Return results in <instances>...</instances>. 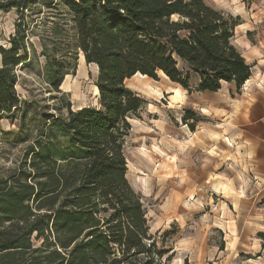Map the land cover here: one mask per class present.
<instances>
[{"label": "trees", "instance_id": "1", "mask_svg": "<svg viewBox=\"0 0 264 264\" xmlns=\"http://www.w3.org/2000/svg\"><path fill=\"white\" fill-rule=\"evenodd\" d=\"M70 15L74 45L98 67L97 104L43 111L38 136L0 175V264H167L173 253L151 234L141 196L128 178L125 142L145 99L127 85L159 73L190 90H238L252 66L234 44L239 17L204 0H58ZM38 0H0L25 16ZM54 0L51 2L53 3ZM24 18V17H23ZM43 50L59 89L78 59L58 43ZM60 52V53H59ZM29 60L28 27L0 41V116L23 108L16 69ZM73 62V67L71 64ZM195 119L186 111L183 120ZM38 242V243H37Z\"/></svg>", "mask_w": 264, "mask_h": 264}, {"label": "rangeland", "instance_id": "2", "mask_svg": "<svg viewBox=\"0 0 264 264\" xmlns=\"http://www.w3.org/2000/svg\"><path fill=\"white\" fill-rule=\"evenodd\" d=\"M52 1L38 0L25 16L16 8L0 11L2 44L9 45L17 24L28 27L29 60L16 69V89L23 107L30 104L24 129H20L23 108L14 116H0V175L18 164L26 146L38 136L41 123L35 120L37 115L43 111L58 114L57 107L66 113L68 101L73 109L97 104V68L76 50L66 8L58 0ZM204 1L239 17L233 42L249 64L253 62L250 55L261 56L264 0ZM53 42L59 48L68 46L71 52L77 51L78 56L60 92L49 84L43 53L45 45L50 49ZM127 85L146 102L129 118L127 178L141 196L151 234L169 254L174 252L167 264H260L257 251L263 250L242 232L241 219L235 215L240 203L234 197L243 194L244 177L239 174L238 180H233L228 154H219L207 141L213 126L218 127L210 97L194 87L182 91L162 73L157 79L134 75ZM186 111H193L195 119L184 121ZM246 252L256 255L254 261L247 260Z\"/></svg>", "mask_w": 264, "mask_h": 264}, {"label": "crops", "instance_id": "3", "mask_svg": "<svg viewBox=\"0 0 264 264\" xmlns=\"http://www.w3.org/2000/svg\"><path fill=\"white\" fill-rule=\"evenodd\" d=\"M260 54L250 55L252 75L240 90L234 82H224L218 91L198 92L210 97L212 116L218 118L207 141L219 154H228L233 180L239 174L244 177L243 194L234 197L240 203L235 215L241 219L242 232L263 250L257 257L264 264V51ZM245 255L251 261L256 256Z\"/></svg>", "mask_w": 264, "mask_h": 264}, {"label": "bare ground", "instance_id": "4", "mask_svg": "<svg viewBox=\"0 0 264 264\" xmlns=\"http://www.w3.org/2000/svg\"><path fill=\"white\" fill-rule=\"evenodd\" d=\"M136 75H140L142 77H147V75L141 74V73H137ZM179 92V91H178Z\"/></svg>", "mask_w": 264, "mask_h": 264}]
</instances>
